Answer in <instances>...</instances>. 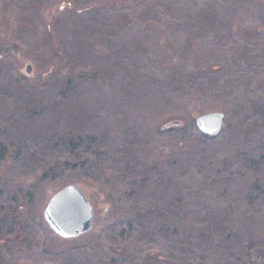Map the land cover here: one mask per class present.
<instances>
[{
    "label": "rangeland",
    "instance_id": "1",
    "mask_svg": "<svg viewBox=\"0 0 264 264\" xmlns=\"http://www.w3.org/2000/svg\"><path fill=\"white\" fill-rule=\"evenodd\" d=\"M112 1L0 0V264H264V0ZM208 9L224 27L184 46L180 14ZM72 21L93 23L103 80L50 82ZM72 183L94 226L64 238L44 211Z\"/></svg>",
    "mask_w": 264,
    "mask_h": 264
},
{
    "label": "trees",
    "instance_id": "2",
    "mask_svg": "<svg viewBox=\"0 0 264 264\" xmlns=\"http://www.w3.org/2000/svg\"><path fill=\"white\" fill-rule=\"evenodd\" d=\"M117 0L112 1L110 4H112L113 2H115ZM154 7H156V5H151L148 9L146 7L145 10H142L140 12L141 16H149L152 12V10L154 9ZM206 11V12H205ZM203 12L200 13H195L194 11H189V12H184L182 14H180L183 23L180 25L182 28L187 29V30H195V36L192 37L191 40V35H190V39H188V41H186L184 43V46L186 45H193L194 41L196 42V36H205L207 34H209L210 32L216 33L221 31L224 27L223 23L220 21V17H219V13L216 10H205ZM107 16V14H106ZM124 16V17H123ZM24 17V16H23ZM26 17H24L23 19L25 21H29L30 19H25ZM76 18V17H75ZM210 19L211 20V24L207 25L205 24L204 20L205 19ZM122 19L126 22L131 20L130 15L125 14L122 15ZM30 23V21H29ZM79 22H75L72 21V25L74 26L72 29L76 30V38L77 39L75 42H77L74 47H72L71 49L73 50H66L64 51V53H61L57 50H52V52L50 51V53L48 54L49 56V60L52 63V66H54V73L50 76V82L51 81H59V80H63L64 81H68V79H72L73 75L74 77H77L75 70H79V69H87L89 71V75L91 78L95 79V80H103L105 75H104V68H102V66L104 67L103 64H98V61L101 60L102 56H100L99 54H97V50H96V45L97 42L95 40H92V37H94V35L97 33L96 29L93 31L92 29V24L90 21L86 22V23H82L83 27L80 29L78 24ZM111 25V24H110ZM223 25V27H222ZM30 28H32V26H30ZM91 28V29H90ZM107 28V26H106ZM111 29H113L112 27H110ZM86 30L84 36H83V32ZM101 31L104 29H100ZM106 30V29H105ZM198 30V31H197ZM109 32V31H108ZM191 32V31H190ZM95 33V34H94ZM194 33V32H193ZM197 33V34H196ZM39 38L38 40H36V43L32 42V46H34V50L37 49L36 51L38 52H43V51H47V49L50 48V46H54V42H52V39L50 38L49 35H47L46 37H44V39ZM109 39V38H108ZM32 40V39H31ZM30 40V41H31ZM110 40H107L106 43H108ZM195 44V43H194ZM142 46H140V50H137V53L135 54L136 57H138L139 59H141V55L143 54L141 51ZM100 71V72H99ZM81 72H79L78 74H80ZM101 73V74H99ZM103 73V74H102ZM191 76V75H190ZM73 80V79H72ZM49 82H46V84ZM199 83L201 85L200 86H204L202 80H199ZM205 88V87H204ZM201 89V87H200ZM47 88L45 87V89H42V94L44 95H49L48 93H46ZM70 141H67L65 144H68V148L67 149H60V153H62V150H64V153H68V155H77V153L74 152L75 149L71 148L70 145ZM78 146V145H76ZM0 147L1 149H3L2 152H0V159H2L6 154H7V148L4 146V144L0 143ZM47 154L44 153V160L47 159L46 156ZM57 155V154H56ZM32 155L29 156V160L31 161L33 159V157L31 158ZM59 156V153H58ZM40 159V156H38ZM49 161V160H47ZM33 162V160H32ZM69 163V160H66L65 162L59 163L60 165L63 164H67ZM33 164V163H32ZM49 165V163H48ZM51 165L47 168L44 167V170L46 172L52 170V168H50Z\"/></svg>",
    "mask_w": 264,
    "mask_h": 264
},
{
    "label": "water",
    "instance_id": "3",
    "mask_svg": "<svg viewBox=\"0 0 264 264\" xmlns=\"http://www.w3.org/2000/svg\"><path fill=\"white\" fill-rule=\"evenodd\" d=\"M33 67L28 64L25 73L31 75ZM222 112H210L196 120L198 129L212 136L218 135L224 125ZM178 124L177 121L174 122ZM167 125L163 126L166 129ZM44 217L55 233L64 238H73L86 234L94 226L95 211L93 205L80 184L72 183L55 192L44 211Z\"/></svg>",
    "mask_w": 264,
    "mask_h": 264
}]
</instances>
